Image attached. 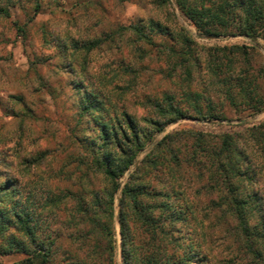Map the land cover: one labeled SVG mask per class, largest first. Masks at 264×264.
<instances>
[{"label":"rangeland","instance_id":"obj_1","mask_svg":"<svg viewBox=\"0 0 264 264\" xmlns=\"http://www.w3.org/2000/svg\"><path fill=\"white\" fill-rule=\"evenodd\" d=\"M0 7L8 10L7 15L0 13V209L10 210L17 202L20 206L25 202L29 209L40 211L41 196L47 189L60 196L70 190L75 193L83 188L88 190L85 165L80 164L88 158L87 147L79 140L86 134L90 136L91 131L86 130L89 128L87 117H78L74 82L80 81L85 74L86 82L101 88L96 75L119 70V61L126 58L132 69L140 67V70L134 76H128L129 81L122 77L115 86L101 88L106 94H113L110 98L114 108L106 107V116L119 115L126 110L145 126L143 119L154 117L145 104L147 97L162 98L169 93L179 100L182 90L188 88L199 95L194 102L198 109L204 112L211 107L218 117L198 119L184 109L188 116L166 124L162 132L154 136L120 179V188L151 154L157 162L141 165L144 167L139 172V182L163 192H168L171 186L176 190L182 184L183 196L177 198L179 203L197 205L194 213L188 210V221L179 223L178 227L180 246L185 247L193 240L199 247L201 244L197 250L205 256L198 264H264V239L255 241L257 255L253 254L247 249L235 218L212 206L216 193L206 188L210 174L207 166L186 164L172 171L159 162L162 157L169 158L165 152L157 151L152 155L156 145L170 134L178 133L180 138L175 137L181 139L179 144L183 147L177 152L180 158L187 156L184 146L193 143L192 134H203L204 141L210 144L221 143L225 135L230 136L240 151L249 157V161L240 159L239 165L248 173L240 180L248 192L256 194L254 205L262 204V210L253 214L250 224L254 225L264 217V158L253 145L251 135L264 121V109L254 113L240 98L231 104L224 95V86L217 84V79L207 69L203 54L209 47L245 46L249 52L248 64L237 61L236 69L251 67L250 74L256 77L264 93L263 39L252 41L240 35H201L180 13L174 0H167V4L162 0H0ZM151 21L169 27L172 35L151 30ZM129 26L144 27L143 33L154 42L153 45L136 44L139 50L147 53L141 62L132 57L138 49L134 48L132 40L136 36L131 32L91 51L86 65L83 63L84 52H80L78 58L74 57L70 40H92ZM181 29L190 35L199 55L196 60H189L190 81L182 80V71H178L179 76L171 77L168 65L157 56L165 44L182 50L183 44L178 38ZM179 104L183 108L188 106L182 100ZM93 115L101 116V113ZM177 145L178 142H173L172 148ZM98 185L101 187L92 183V188H98ZM120 188L114 194L115 264H122L118 223ZM72 205L69 197H63L57 206L50 207L42 215L50 228L60 234L52 241L54 264L65 262L64 251L79 247V243L68 238L76 231L67 225ZM7 230V233L12 232L10 228ZM24 258L21 253L0 255V264H11Z\"/></svg>","mask_w":264,"mask_h":264},{"label":"trees","instance_id":"obj_2","mask_svg":"<svg viewBox=\"0 0 264 264\" xmlns=\"http://www.w3.org/2000/svg\"><path fill=\"white\" fill-rule=\"evenodd\" d=\"M162 1L167 4V0ZM174 4L201 35H240L252 41L259 38L264 40V0H174ZM7 11V8L0 7V13L7 15ZM150 27L161 34L172 35L169 27L160 23L151 21ZM143 28L120 27L116 32L92 40H70L69 45L76 54L74 57L80 52L85 53L83 63L86 65L87 55L91 51L100 49L107 42L113 43L117 37L121 39L127 32L136 36L132 40L134 48H137L138 42L153 45L154 42L143 33ZM181 30L178 38L183 44L182 50L165 44L156 55L161 56L168 65L171 77L179 76L178 71H182V80L190 81L189 60H196L199 55L196 54V47H193L195 43L190 35L184 29ZM144 51L138 49V53L132 57L141 62L147 55ZM203 54L207 69L217 79L216 83L224 86V95L231 104L240 98L254 113L264 109V93L256 77L250 74L252 68L246 66L236 69L237 61L243 60L248 64V48L237 45L209 47ZM118 64L119 70L96 75L101 88L115 86L114 83L122 77L127 81L128 76H134L140 70V67L132 69L126 58H122ZM82 77L74 85L78 94V117H87L89 128L86 130L91 131L90 136L86 134L79 140L87 147L88 158L80 164L85 165L84 177L88 190L83 188V191L76 193L70 190L60 196L47 189L41 196L40 211L29 209L25 202L22 206L17 202L10 210L0 209V255H25L24 259L11 264H54L52 241L59 238L60 234L50 228V223L42 215L50 207L57 206L63 197L73 201L67 225L76 231L69 234L68 238L73 243H79L78 249L63 252V264H115L114 194L120 188V179L166 124L188 116L186 110L193 113L191 117L198 119L218 117L211 107L204 112L198 109L195 103L199 95L191 93L188 88L182 90L179 100L175 94L169 93H165L162 98L147 97L145 104L154 117L144 118L145 126H141L126 110L108 117L104 109L107 107L113 110L110 98L113 94L108 95L103 89L90 85L91 82H86L85 74ZM181 100L188 106H180ZM93 113H101V116H94ZM251 135L253 145L264 158V121ZM175 136L178 133L165 136L153 149L152 155L157 151L165 152L169 158L162 157L159 162L172 171L186 164L207 166L210 174L206 188L216 193L212 206L235 218L236 227L244 236L247 249L257 255L254 244L264 239V217L258 223L250 224L253 214L262 210V204L258 203V208L254 205L256 194L248 192L240 180L248 174L239 165L240 159L249 161L248 155L240 151L228 135L223 137L221 143L210 144L204 141L203 134L195 133L191 135L193 143L184 146L187 156L180 158L177 152L183 145L179 144L180 137ZM173 142H178L175 148H172ZM155 162L156 158L149 154L141 165ZM141 165L136 167L120 188L118 223L122 264H198L205 256L204 252L197 250L201 244L199 247L193 240L185 247L180 246L178 227L179 223L188 221V210L194 213L197 205L190 201V204L179 203L177 198L183 196L180 189L182 184L177 187L179 190L171 186L168 192H163L139 182V172L144 167ZM92 183L100 184L101 187L98 185V188H92ZM8 228L12 232L7 233Z\"/></svg>","mask_w":264,"mask_h":264}]
</instances>
